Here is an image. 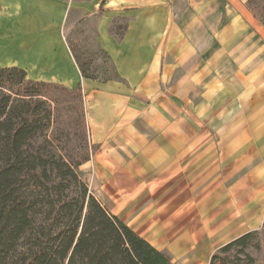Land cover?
<instances>
[{
	"label": "crops",
	"instance_id": "0c3cea01",
	"mask_svg": "<svg viewBox=\"0 0 264 264\" xmlns=\"http://www.w3.org/2000/svg\"><path fill=\"white\" fill-rule=\"evenodd\" d=\"M239 1L0 0V65L81 90L105 187L153 238L140 236L176 252L201 254L227 226L226 213L235 212L228 223H242L246 213L249 227L258 223L251 218L264 198V181L249 186V202L240 204L243 195L232 191L233 198L221 188L225 182L214 190L225 170L212 182L210 171L193 181L189 170L194 158L208 154L215 126L224 133L213 146L223 149V163L227 155L231 169L251 160L240 149L252 140L255 117H264V31L248 0ZM88 26L114 76L102 78L88 66L91 76H84L69 36Z\"/></svg>",
	"mask_w": 264,
	"mask_h": 264
},
{
	"label": "trees",
	"instance_id": "16d2710c",
	"mask_svg": "<svg viewBox=\"0 0 264 264\" xmlns=\"http://www.w3.org/2000/svg\"><path fill=\"white\" fill-rule=\"evenodd\" d=\"M63 90L81 94L0 65V264H175L94 195L79 170L90 155L75 162L64 154L52 131ZM252 236L227 243L209 264H256Z\"/></svg>",
	"mask_w": 264,
	"mask_h": 264
},
{
	"label": "rangeland",
	"instance_id": "374dc122",
	"mask_svg": "<svg viewBox=\"0 0 264 264\" xmlns=\"http://www.w3.org/2000/svg\"><path fill=\"white\" fill-rule=\"evenodd\" d=\"M239 3L240 1L237 0ZM248 8L260 22V26L264 31V0H250V3L247 1ZM77 33L70 34L69 40L78 50V53L81 55L83 63L87 64L91 73H98L102 78H108L114 76L113 66L111 65L110 59L100 50L97 38L93 33L92 27L88 26L86 28H78ZM68 89V88H67ZM70 90V89H69ZM218 85H214L213 89L210 90V95L215 96L211 103L216 106L219 104L217 99L218 94ZM213 91V92H211ZM201 94H198V97L194 99V104L200 106L202 104ZM56 99L59 100L58 104L52 103L54 107V116L55 124L52 129L53 134L60 141L61 147L64 148V154L73 159L75 162L80 161L84 158H87L90 155L89 163H85L80 166L79 170L82 174V177L88 182L91 191L94 195L101 201V203L107 208V210L124 219V222L132 224V227L138 233L144 234V236L149 240L153 238L149 233H146L143 228L139 226L140 222H133L131 219H128L126 216V211L122 206L117 203L110 195L108 189L105 187L103 179L100 178L98 172L97 164L95 165L93 157L95 154V147L92 151L87 150L86 142L83 135L82 127V118L86 121L85 116V103L83 100L82 94L78 92H72L63 90L60 92L59 96H56ZM262 104V103H261ZM260 106V105H259ZM212 109L213 106L210 105ZM204 119V118H203ZM250 118H248L249 121ZM256 122L253 125L258 126L256 129L248 131L247 137H251V141L248 142L249 146L242 147L240 150L244 149L241 152V157L245 155H250L251 160L246 161L241 160L236 166L231 169L229 161H231L230 155H227L224 160H227L226 163H223L222 157V148L213 147L217 142L219 136H223V131L217 126L211 128L209 127L208 135L211 139L212 144L207 155L194 158V164L189 169L190 171L194 170L190 178L196 181V177H199V174L210 171L212 179L211 182L219 177L221 172L225 170V175H223V181L220 179V182H216L213 187L214 190L221 186L222 182L225 184L221 188H226L227 193H232V191L241 193L243 198L240 200L241 203L249 202L250 195L248 193L249 186L254 183H261L264 181V132L260 131V120L264 122V117H255ZM252 125V124H251ZM200 128V126H199ZM241 134V140L244 143L245 140V127L243 125V131ZM206 137L207 133L204 134ZM89 142V140H86ZM228 142V139L225 140ZM246 145V144H245ZM211 148H214L212 151ZM226 150H230L229 147ZM92 157V158H91ZM240 157V158H241ZM229 158V159H228ZM239 158V159H240ZM231 169V170H230ZM264 183V182H262ZM201 188V187H200ZM260 191V190H259ZM234 198V195L232 193ZM235 212H229L225 215V222L227 226L222 228V231L219 232L210 243L207 244V248L201 252V254H192L190 252H176L170 244L167 242H161L159 239H152V244L166 254L169 259L177 264H209L210 260L215 252L222 248L227 243L241 237L246 233H253L251 238L250 245L247 248V251L256 259V264H264V229H263V220H264V198L259 200L258 209L255 212V215L252 216L251 221L258 219V223H255L252 226H248L246 218L250 215L240 214L242 223L229 222V218L234 215ZM129 225V224H128ZM248 226V227H247ZM138 233V234H139Z\"/></svg>",
	"mask_w": 264,
	"mask_h": 264
}]
</instances>
